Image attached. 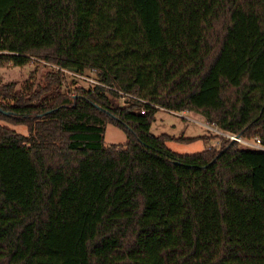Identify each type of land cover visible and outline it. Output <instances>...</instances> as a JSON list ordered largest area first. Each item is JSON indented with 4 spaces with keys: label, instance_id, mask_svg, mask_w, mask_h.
Here are the masks:
<instances>
[{
    "label": "trees",
    "instance_id": "16d2710c",
    "mask_svg": "<svg viewBox=\"0 0 264 264\" xmlns=\"http://www.w3.org/2000/svg\"><path fill=\"white\" fill-rule=\"evenodd\" d=\"M32 63L0 82L27 130L0 126V264H264V151L150 132L189 113L264 149V0H0V69Z\"/></svg>",
    "mask_w": 264,
    "mask_h": 264
},
{
    "label": "rangeland",
    "instance_id": "374dc122",
    "mask_svg": "<svg viewBox=\"0 0 264 264\" xmlns=\"http://www.w3.org/2000/svg\"><path fill=\"white\" fill-rule=\"evenodd\" d=\"M48 71V68L41 63H32L30 66L25 68H13L7 67L0 69V82L1 83H14L16 87L19 88L28 78L30 74H34L36 79L39 81L43 74ZM70 74H73L69 72ZM71 75L67 76V81H71ZM79 84H83L79 81ZM123 101H119L121 105ZM204 120L199 116L189 114V113H167L164 111H159L155 116V121L151 126V134L155 137L160 135H168L173 138H197L201 136H209L212 142L208 144L209 146H219V140L223 137H218V139L213 137L212 133L206 129L204 125ZM0 126H5L10 130L17 133L27 135V130L25 127H15L8 125L6 123H1ZM126 138L124 133L111 125H108L105 130L104 135V146L110 147L111 145H120L125 142ZM168 148L179 154L190 155L194 153L201 152L205 149V145L202 141H196L190 144H178L175 142L168 143ZM207 146V145H206Z\"/></svg>",
    "mask_w": 264,
    "mask_h": 264
},
{
    "label": "built area",
    "instance_id": "2783aa9c",
    "mask_svg": "<svg viewBox=\"0 0 264 264\" xmlns=\"http://www.w3.org/2000/svg\"><path fill=\"white\" fill-rule=\"evenodd\" d=\"M74 77H76V79L78 81L82 82L84 85H86L88 87H94V86L103 87L98 81L95 80V78L93 77V75H74ZM115 92H117V91L115 90ZM117 93H119V92H117ZM119 94H120V96L127 97V98H131L132 100L141 102L137 98L129 97V96H126V95H124L122 93H119ZM203 126L206 129H208L212 133V135H216V136H219V137L227 138L230 141L237 142V143L241 144L242 147H244V148H251V149H256V150L264 151V149L260 146V142L258 140H256L253 143L246 142V141H243L240 138H237V137H233V136H229L227 134H224L223 132L219 131L214 126H211V125H209L206 122L204 123Z\"/></svg>",
    "mask_w": 264,
    "mask_h": 264
}]
</instances>
